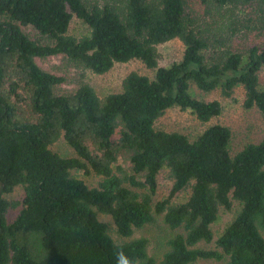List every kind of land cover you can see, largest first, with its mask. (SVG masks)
<instances>
[{"label":"trees","instance_id":"trees-1","mask_svg":"<svg viewBox=\"0 0 264 264\" xmlns=\"http://www.w3.org/2000/svg\"><path fill=\"white\" fill-rule=\"evenodd\" d=\"M74 17L89 36L68 34ZM174 39L183 60L161 67L158 46ZM51 57L96 74L140 60L155 75L131 73L121 93L104 98L81 75L63 92L66 79L37 63ZM263 68L264 0H0V264H116L120 252L130 264H264V139L232 157L228 127L213 125L194 141L156 129L173 107L204 123L221 114L220 102L192 96L193 84L226 97L243 86L245 107L264 120ZM62 137L75 157L51 149ZM164 169L173 187L154 204ZM73 170L102 180L91 188ZM17 187L24 199L10 202L4 195ZM187 189L188 200L172 205ZM234 202L242 209L216 240L222 252L199 248L214 241L211 226ZM98 213L126 238L155 214L186 233L157 262L145 238L117 244Z\"/></svg>","mask_w":264,"mask_h":264},{"label":"rangeland","instance_id":"rangeland-1","mask_svg":"<svg viewBox=\"0 0 264 264\" xmlns=\"http://www.w3.org/2000/svg\"><path fill=\"white\" fill-rule=\"evenodd\" d=\"M91 29L83 21L74 17L69 35L76 38L89 36ZM256 32L253 33V38ZM253 40V39H252ZM250 43V42H249ZM161 67L170 68L174 63H179L183 60L185 46L179 39H174L158 46ZM37 63L47 71L64 77L66 81L62 84L63 92L72 91L77 82L84 75V80L89 83L97 92L104 98L110 94L121 93L125 79L131 73H139L154 77L155 72L146 67L140 60H132L127 63H116L114 67L105 74H96L90 70H82L74 64L69 63L63 57H51L47 60L37 59ZM260 89L264 90V68L260 73ZM191 94L194 98L212 102L218 101L222 106V112L219 116L214 117L210 122H201L196 114L191 110H183L180 107H173L157 121L156 129L167 132H179L188 136L191 141L196 140L206 129L213 125H222L230 128L232 137L229 145V151L232 157H235L245 146L251 143H259L264 139V120L260 111L256 108L245 107V89L243 86L236 88L231 97H226L221 88L211 92H203L194 84L192 85ZM54 152L59 153L63 157H75V151L68 145L64 138H60L51 146ZM91 149L94 148L91 146ZM120 163H123L120 161ZM72 175L75 178L84 180L86 184L95 188L99 186L101 177L96 174L87 175L84 171L73 170ZM173 187V181L169 177V170L164 169L158 176V188L153 195V203L156 204L165 200ZM133 191L146 192V190L130 187ZM191 195V189L179 192L173 199L172 205H179L188 200ZM25 193L22 187H17L11 194H6L4 197L10 202H22ZM22 206L15 209L11 208L7 214L9 222H13L18 216ZM242 209L238 202H234L231 210L221 209L217 220L211 226L214 241L212 243H200L199 248L205 250H217L222 252L216 245V240L224 232V230L234 221ZM100 221L108 224V233L117 244H125L132 240L145 238L148 240L147 252L150 257L156 259L157 262L163 259L164 255L170 249L169 241L177 234H185L184 228L172 229L166 224L163 215L154 216V221L148 223L141 228L135 229L131 237L126 238L121 236L118 228L111 216L98 213ZM228 257L222 261L201 260L198 264H227Z\"/></svg>","mask_w":264,"mask_h":264},{"label":"clouds","instance_id":"clouds-1","mask_svg":"<svg viewBox=\"0 0 264 264\" xmlns=\"http://www.w3.org/2000/svg\"><path fill=\"white\" fill-rule=\"evenodd\" d=\"M116 264H130V261L123 252H120L117 254Z\"/></svg>","mask_w":264,"mask_h":264}]
</instances>
